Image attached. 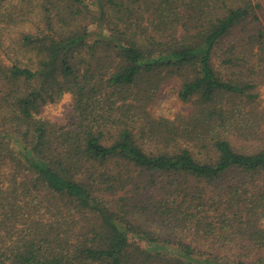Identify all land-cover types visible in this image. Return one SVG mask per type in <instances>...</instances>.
I'll return each instance as SVG.
<instances>
[{
	"label": "trees",
	"instance_id": "obj_1",
	"mask_svg": "<svg viewBox=\"0 0 264 264\" xmlns=\"http://www.w3.org/2000/svg\"><path fill=\"white\" fill-rule=\"evenodd\" d=\"M262 8L0 0V264H264Z\"/></svg>",
	"mask_w": 264,
	"mask_h": 264
},
{
	"label": "rangeland",
	"instance_id": "obj_2",
	"mask_svg": "<svg viewBox=\"0 0 264 264\" xmlns=\"http://www.w3.org/2000/svg\"><path fill=\"white\" fill-rule=\"evenodd\" d=\"M254 3L262 5V10H257L256 14L260 18V23L264 26V0H253ZM262 101H264V86L259 88ZM175 93L166 86L159 94L156 103L153 104V114L172 120L177 111L186 113V106L179 104L177 98L173 100ZM171 101V102H170ZM71 103L70 99L65 102L63 98L55 104L47 105L41 112L40 118L46 119L59 124H69ZM171 115V119L169 118ZM241 145V143H238ZM243 144V143H242ZM248 145V144H247Z\"/></svg>",
	"mask_w": 264,
	"mask_h": 264
},
{
	"label": "clouds",
	"instance_id": "obj_3",
	"mask_svg": "<svg viewBox=\"0 0 264 264\" xmlns=\"http://www.w3.org/2000/svg\"><path fill=\"white\" fill-rule=\"evenodd\" d=\"M69 99H70V94L65 93L64 96H63V100H64L65 102H67ZM174 99H175V97H173V100H174ZM170 102H171V101H170ZM169 118H170V119L172 118L171 115H169Z\"/></svg>",
	"mask_w": 264,
	"mask_h": 264
}]
</instances>
